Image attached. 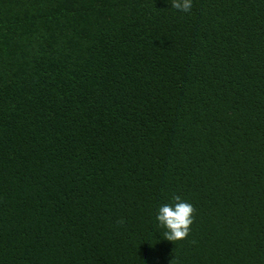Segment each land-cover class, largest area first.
Segmentation results:
<instances>
[{
	"label": "trees",
	"instance_id": "trees-1",
	"mask_svg": "<svg viewBox=\"0 0 264 264\" xmlns=\"http://www.w3.org/2000/svg\"><path fill=\"white\" fill-rule=\"evenodd\" d=\"M0 264H264V0H0Z\"/></svg>",
	"mask_w": 264,
	"mask_h": 264
},
{
	"label": "clouds",
	"instance_id": "clouds-1",
	"mask_svg": "<svg viewBox=\"0 0 264 264\" xmlns=\"http://www.w3.org/2000/svg\"><path fill=\"white\" fill-rule=\"evenodd\" d=\"M171 8L190 13L193 0H168ZM194 206L179 195L173 196L171 203L161 204L155 213L157 225L163 229V239L171 242L182 241L188 237L194 219Z\"/></svg>",
	"mask_w": 264,
	"mask_h": 264
}]
</instances>
